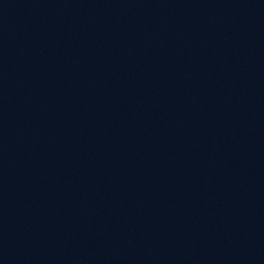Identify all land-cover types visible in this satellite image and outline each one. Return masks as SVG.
Listing matches in <instances>:
<instances>
[{
	"label": "water",
	"instance_id": "95a60500",
	"mask_svg": "<svg viewBox=\"0 0 264 264\" xmlns=\"http://www.w3.org/2000/svg\"><path fill=\"white\" fill-rule=\"evenodd\" d=\"M135 0H0V264H21L65 141Z\"/></svg>",
	"mask_w": 264,
	"mask_h": 264
}]
</instances>
